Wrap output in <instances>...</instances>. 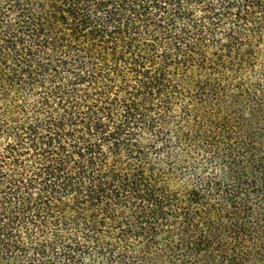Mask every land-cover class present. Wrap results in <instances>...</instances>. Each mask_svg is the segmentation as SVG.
I'll return each mask as SVG.
<instances>
[{
  "label": "trees",
  "instance_id": "16d2710c",
  "mask_svg": "<svg viewBox=\"0 0 264 264\" xmlns=\"http://www.w3.org/2000/svg\"><path fill=\"white\" fill-rule=\"evenodd\" d=\"M0 264H264V0H0Z\"/></svg>",
  "mask_w": 264,
  "mask_h": 264
}]
</instances>
